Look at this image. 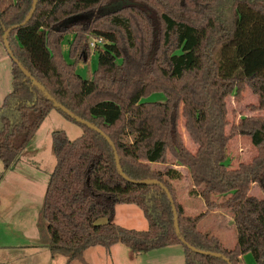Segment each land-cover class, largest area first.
Returning <instances> with one entry per match:
<instances>
[{"label":"trees","instance_id":"16d2710c","mask_svg":"<svg viewBox=\"0 0 264 264\" xmlns=\"http://www.w3.org/2000/svg\"><path fill=\"white\" fill-rule=\"evenodd\" d=\"M32 2L0 0V38L13 26L8 46L30 74L11 59L12 87L0 99L3 170L13 167L50 110L82 129L73 139L63 129L50 132L55 162L37 214L38 244L65 264H88V247L109 251L116 243L135 254L180 244L183 264H240L247 252L264 264V115L229 123L225 101L240 100L248 88L256 96L250 110L264 107V0H35L22 24ZM68 33L66 59L61 41ZM94 36L104 42L93 49L96 68L82 77L75 65L87 62ZM152 92L164 99L145 100ZM180 117L193 150L183 141ZM234 135L247 136L256 151L235 166L227 162ZM173 165L187 170L202 212L184 213L171 184L182 173ZM146 179L161 182L172 201ZM251 184L261 197L249 193ZM117 203L137 206L147 227L115 223ZM211 211L231 217L233 247L198 229Z\"/></svg>","mask_w":264,"mask_h":264},{"label":"rangeland","instance_id":"374dc122","mask_svg":"<svg viewBox=\"0 0 264 264\" xmlns=\"http://www.w3.org/2000/svg\"><path fill=\"white\" fill-rule=\"evenodd\" d=\"M71 37L72 34H65L61 41V45L65 47L62 49V53L66 59H69L66 45ZM10 65V55L3 39L0 38V99L12 87ZM96 65L97 52L90 48L87 62L78 61L75 71L82 77H87L96 68ZM144 99L163 100L164 95L161 92H152ZM225 101L229 123L236 122L244 115H264V107L257 111L250 110L249 104L256 103V96L248 88H245L240 100L229 95ZM178 126L184 143L193 150L195 145L187 137L182 117L179 118ZM57 129H63L69 139L77 137L82 131L78 123L66 119L55 109H52L42 120L27 147L19 153V160L12 165L18 176L11 177V173H5L6 175L1 180L4 170L0 162V264H65L66 258L62 255H56L53 261H50L47 250L42 251L41 249L36 253H31V250H26L28 247L24 246V244L37 242V214L42 204L49 174L55 162L50 132ZM255 152V148L247 136L234 135L227 144V162L235 166L241 161L250 160ZM153 166L160 168L158 164H153ZM185 173L187 174V172ZM171 184L175 190V197L181 204L186 203V198L189 196H194L189 193L192 187L191 180L187 181L183 175L180 179L171 180ZM249 193L258 197L262 196L256 184L250 186ZM195 202L193 199V206L196 205ZM189 204L191 205V203ZM190 209H192V212H189L191 215L202 211V208L198 209V206L190 207ZM113 221L127 228L145 229L147 227V221L141 210L128 203L115 205ZM197 227L201 231L217 235L223 245L228 248L232 247L236 241L234 227L231 229L223 227L215 219V214L207 213L198 221ZM44 252H46L45 255ZM130 252L121 243L110 247L109 251L100 245H95L87 248L83 257L88 264H178L174 262L176 260L168 261L169 255L172 256L170 259L177 255L180 257L179 264L184 263L183 248L180 244L147 251L139 256ZM245 254L243 259L245 264L248 262L257 264L250 252ZM69 264L83 263L79 260H72Z\"/></svg>","mask_w":264,"mask_h":264},{"label":"crops","instance_id":"0c3cea01","mask_svg":"<svg viewBox=\"0 0 264 264\" xmlns=\"http://www.w3.org/2000/svg\"><path fill=\"white\" fill-rule=\"evenodd\" d=\"M65 47H64V45L62 46L61 45V49H64ZM68 48V44L66 45V49ZM187 137H188V135H187ZM32 139V138H31ZM188 139H189V137H188ZM31 141V140H30ZM29 141V142H30ZM27 147V146H26ZM25 147V148H26ZM24 148V149H25ZM23 149V150H24ZM190 149V148H189ZM194 149V148H193ZM19 160V158L17 159V161ZM158 165H160V168L161 169H163V168H165L167 165L166 164H158ZM176 169H178L181 173H182V175H183V177H186V179H187V181H189L190 182V178H187V177H189V175H188V172H187V170L184 168V167H182V166H180V165H173ZM30 172H31V170H30ZM185 172H187V174L185 173ZM5 173H11V177H16V176H18V174L17 173H15V171L13 170V168H10V169H7V170H4V172H3V174H2V178H1V180L3 179V177L6 175ZM8 175V174H7ZM186 175H188V176H186ZM0 180V181H1ZM192 186V185H191ZM251 186H253V184H251ZM256 193V192H255ZM254 193V194H255ZM199 196H197V197H194V196H189L188 198H186V203H182V206H183V209H184V213L185 214H187V215H191L189 212H192L191 210L192 209H190V207H195V206H198V209H201L202 208V211L204 210V202H203V200H202V198L201 197H199ZM193 199L196 201L195 203H196V205H192L193 204ZM189 203H191V205L189 204ZM117 204H122V203H117ZM132 205H134V204H132ZM201 211V212H202ZM114 212H115V207H114ZM208 213H210V214H215V219H217V221L223 226V227H226V228H228V229H231L232 227H234L233 226V223H232V220H231V217L229 216V215H226V214H223L222 212H219V211H211V212H208ZM200 230V229H199ZM215 235V234H214ZM217 236V235H216ZM218 237V236H217ZM219 238V237H218ZM221 241V240H220ZM221 243H222V241H221ZM118 243H116V244H113L112 246H116ZM223 244V243H222ZM235 244V243H234ZM175 245H177V244H175ZM24 246H26V247H28V248H26V250H31V253H33V252H38L39 250H41L42 249V251L44 250V251H48V257H49V259H50V261H53V259H54V257L56 256H52L51 255V253H50V251L45 247V246H43V245H40V244H38V237H37V242H35V243H30V244H24ZM111 246V247H112ZM170 246V245H169ZM171 246H173V245H171ZM224 247H226V246H224ZM233 247V246H232ZM89 248V247H88ZM128 248V247H127ZM161 248H163V247H161ZM228 248V247H227ZM231 248V247H230ZM129 249V248H128ZM159 249V248H158ZM87 250V249H86ZM85 250V251H86ZM130 250V249H129ZM84 251V252H85ZM131 251V250H130ZM151 251V250H150ZM45 253L46 252H44V255H45ZM131 254H133V255H136V256H139L140 254H135V253H133L132 251L130 252ZM146 253V252H145ZM84 255V254H83ZM246 256V254L244 255H242L241 256V264H245L244 263V257ZM169 257V262H171V261H174V260H176V261H174V262H177L178 264H179V262H180V257L179 256H174L172 259H170V257H172L171 255H169L168 256ZM184 259V258H183ZM249 260V259H248ZM250 262H251V260H250ZM248 264H250L249 262H248ZM251 264H253V263H251Z\"/></svg>","mask_w":264,"mask_h":264},{"label":"water","instance_id":"95a60500","mask_svg":"<svg viewBox=\"0 0 264 264\" xmlns=\"http://www.w3.org/2000/svg\"><path fill=\"white\" fill-rule=\"evenodd\" d=\"M34 5H35V0H33V2H32V7H31L30 11L28 12L27 16L25 17V19L22 21V24L25 23V22L29 19L30 15H31V13H32V11H33V9H34ZM12 27H13V26L7 28V29L3 32V36H2L3 42H4V44H5L6 48H7V51H8V54L10 55V58H11L13 61H15V62L18 64V66L20 67V69L24 72V74H25L27 77L30 78V74H29V73H28V72L22 67V65H20V64L17 62L16 58L13 56V54H12V52H11L9 46H8V43H7V35H8V33H9V31L11 30ZM56 105H57L58 107H60L62 110H64L68 115L73 116L74 118H76L78 121H82V122L87 123L86 121H84V120H82V119H80V118L74 116L69 110H67L66 108H64L62 105H60V104H56ZM97 131H99V132L105 137V139L109 142V144L112 146V148H114V146H113L111 140L109 139V137L106 136L102 131H100V130H98V129H97ZM114 159H115V163H116V165H117V167H118V169H119L121 175L124 176L123 173L121 172L120 168H119V165H118V158H117V155H116L115 153H114ZM141 182H150V183H156V184H159V185H160V186H161V187L167 192V195H168L170 201H172V199H171V197H170V195H169L167 189H166V188L162 185V183L159 182L158 180H156V179H146V180H141ZM173 212H174V214H175L174 208H173ZM174 227H175V231L178 232V225H177V221H176V216H174ZM188 247L191 248L192 250L199 251V250L194 249V248H193L192 246H190V245H188ZM201 252H204V251H201ZM204 253H207V252H204ZM211 254H212V255H218L217 253H211Z\"/></svg>","mask_w":264,"mask_h":264},{"label":"built area","instance_id":"2783aa9c","mask_svg":"<svg viewBox=\"0 0 264 264\" xmlns=\"http://www.w3.org/2000/svg\"><path fill=\"white\" fill-rule=\"evenodd\" d=\"M104 42V39L100 36H94V37H91L90 40L88 41V46L89 48L91 49H94L98 46H101Z\"/></svg>","mask_w":264,"mask_h":264}]
</instances>
